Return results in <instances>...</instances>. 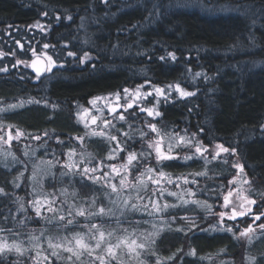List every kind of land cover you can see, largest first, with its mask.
I'll return each mask as SVG.
<instances>
[{"label": "trees", "instance_id": "16d2710c", "mask_svg": "<svg viewBox=\"0 0 264 264\" xmlns=\"http://www.w3.org/2000/svg\"><path fill=\"white\" fill-rule=\"evenodd\" d=\"M38 57L49 66L39 77L29 67ZM152 89L142 100L140 92ZM108 95L123 101L121 118L105 111L93 127L110 129L93 135L80 117ZM6 107L0 129L22 140L12 144L16 162L0 160V240L52 225H43L30 204L35 165L48 171L40 188L63 201L54 205L65 220L51 229L67 234L85 230V217L112 210L106 179L112 166L127 165L134 180L147 173L164 183L139 200L144 214L136 228L143 235L159 231L158 219L165 222L141 262L264 264V232L251 246L230 232L231 221L224 223L229 232L209 231L240 176L253 197L264 196V0H0ZM155 142L165 145L167 158L155 159ZM216 145L224 154H213ZM167 192L195 201L194 211L152 212L148 203ZM123 220L97 222L130 230L134 223ZM36 257L0 254V264H64Z\"/></svg>", "mask_w": 264, "mask_h": 264}, {"label": "rangeland", "instance_id": "374dc122", "mask_svg": "<svg viewBox=\"0 0 264 264\" xmlns=\"http://www.w3.org/2000/svg\"><path fill=\"white\" fill-rule=\"evenodd\" d=\"M207 10H209V8H207ZM154 91L157 90L152 89L145 94L141 91V99L145 100L148 94L151 95ZM170 91L172 90L162 89L160 94L163 95L164 93ZM123 97V100L128 99L127 95ZM117 102L118 103L116 104L114 98L108 95V97L102 98L96 103H93L92 109H87V111L82 114L80 119L86 127H89L90 130H88V132L91 131L93 135L103 134V132L107 133L110 126H103L102 129L98 128V130L94 128H97V125L99 124L98 120L102 119L105 111H108L111 117L115 115L117 116V119L121 118L122 111L118 114H114L112 111V107L122 106L123 101L120 102V100H117ZM5 109H7V107L0 108V113H4L6 111ZM92 111H98V113ZM93 125L95 127H93ZM21 140L20 134L15 135L11 131V128L6 130L2 129L0 132V160L4 162H8L9 160L16 162V159H12L13 157L10 159V154L13 150L12 144H18ZM34 147L35 149L38 148L36 146H33L32 148ZM164 148H166L165 145L163 147L162 143L155 142L151 151L154 153L156 160H162L169 156L170 153H167ZM222 150L221 146L216 145L213 149V154H224V151ZM194 152H196V155L203 154L200 149H196ZM34 165L35 162L32 163V167ZM43 166L35 165L31 169L32 174L30 177V189L31 193L35 194V198L32 202H30V204L36 211V214L40 216V221L42 220L43 225L48 222L52 225L49 227L45 226L32 236L22 235L19 237L18 235L15 237V240L11 242L8 239H1V255L6 257H12L13 255L23 257L35 253L37 256L36 259L38 258L41 261L55 259V261H60L64 264H105L108 259H126L131 261V264H144V262L140 261L141 256L145 254V251L150 252L152 250L151 244L157 237L156 233L160 232L161 227L163 229L165 222L162 218L161 220L158 219V221L161 222V226L158 229L159 231L154 232L155 229L153 228L148 234L143 235L141 229L139 227L136 228L138 224H141L140 218L144 214L142 208L143 204L140 203L139 200L144 202L142 195L147 191L148 187L152 186L158 188L159 184H164L161 180L156 177L148 179L146 177L147 173L144 177L136 178L134 180L135 177H132L131 175L133 166L129 168L127 165L112 166V169L110 170L111 173H109L108 177L109 179H106L107 184H111L112 192L114 191L112 195H109L115 196L113 201L110 200V202H112V210L108 212L107 209H102L97 212L99 214H91V216L85 217L83 221L85 224L83 226L86 229L83 231L80 230L81 232L69 231L67 234L62 232L59 233L58 231V233H56V231L51 229L54 227L53 222L63 221L65 220V217H61L64 214H56L57 207L54 204L58 202L60 198L56 195L51 197L45 193L42 188H40L48 173L46 169L44 170L45 166L44 168ZM239 178L240 179L231 183L232 186L228 193L223 195L224 200L221 207L222 209L216 212V216H221L224 220H229V218L240 215L241 213L251 212V206L253 205H255L258 212H260L257 213L258 215H261L264 211V196L263 199L253 197L254 192L250 193L251 190L246 187L247 181L243 179L242 176ZM98 179L100 182L104 181L103 176H98ZM153 192L156 193L157 190ZM164 195L166 197H162L163 199H161V201L159 197H157L158 200L154 204L152 202L148 203L147 207L150 206V208L153 209L152 212L159 211L160 209L162 213H169L175 211L176 209L181 210L182 212L194 211L192 205H194L195 201L193 202L191 200H187L184 198L183 193L168 194L167 192ZM60 202L63 201L60 200ZM73 205L75 206V203H73ZM114 207H117L115 211L113 210ZM79 208L82 212H85L81 206ZM197 208L203 209L204 207H201L197 203ZM64 210L66 211V209ZM150 211L151 209H149V212ZM112 216H114V219H125L123 222L126 221L134 224L130 230H126L128 228L124 229L120 227L111 230L105 225H101L97 222L99 218H101V220L102 218L110 219ZM149 218L150 222L156 224L155 219H153L154 217L152 218L149 216ZM183 219L189 221L190 223L196 222L195 216L184 215L181 220ZM56 224H58V222H56ZM56 224L55 227L57 228L58 226ZM234 224L235 226L231 228L230 232L236 234V238L238 240H246L251 246L263 237L261 234L264 232V220L256 223L251 229L244 228L242 224L239 223ZM248 224L251 225L252 223L248 221ZM213 230L217 232L221 231L222 233L227 232L229 228L226 224L220 222L218 226H214L209 229V231ZM51 232L56 233L54 235L57 236L52 237L50 234Z\"/></svg>", "mask_w": 264, "mask_h": 264}, {"label": "water", "instance_id": "95a60500", "mask_svg": "<svg viewBox=\"0 0 264 264\" xmlns=\"http://www.w3.org/2000/svg\"><path fill=\"white\" fill-rule=\"evenodd\" d=\"M30 67H31L32 73L38 77L42 76L45 73V71L48 69L46 61L41 57H38L37 59L33 60L30 63ZM121 110L122 109L120 107H114L113 108V111L115 114L120 113ZM242 215L243 214H240V216L232 217L231 220L232 221H240ZM263 216H264V212H263L262 216L257 217L258 219L252 224V226L255 225L257 222H259L261 220V217H263ZM252 226H250V228H252Z\"/></svg>", "mask_w": 264, "mask_h": 264}, {"label": "flooded vegetation", "instance_id": "af4514ba", "mask_svg": "<svg viewBox=\"0 0 264 264\" xmlns=\"http://www.w3.org/2000/svg\"><path fill=\"white\" fill-rule=\"evenodd\" d=\"M257 213H260V212H258L257 207L255 205L251 206V213L247 217H244L243 220L241 221V222H244V228L249 227L250 224H248V221H250L251 223H253V221H255V219H256L255 216L258 215ZM244 228H242V229H244Z\"/></svg>", "mask_w": 264, "mask_h": 264}, {"label": "bare ground", "instance_id": "6f19581e", "mask_svg": "<svg viewBox=\"0 0 264 264\" xmlns=\"http://www.w3.org/2000/svg\"><path fill=\"white\" fill-rule=\"evenodd\" d=\"M34 75V74H33ZM34 76H36V75H34Z\"/></svg>", "mask_w": 264, "mask_h": 264}]
</instances>
